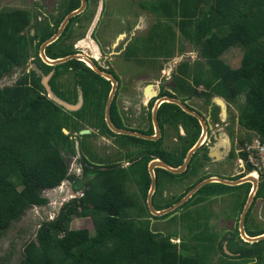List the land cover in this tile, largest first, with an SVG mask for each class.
Here are the masks:
<instances>
[{
  "label": "trees",
  "instance_id": "obj_1",
  "mask_svg": "<svg viewBox=\"0 0 264 264\" xmlns=\"http://www.w3.org/2000/svg\"><path fill=\"white\" fill-rule=\"evenodd\" d=\"M80 4V0H63L55 28L36 19L33 27L38 33L33 37L28 32L31 24L25 11L0 13V78L27 66L35 40H38L35 62L42 74L32 70L14 86L0 88V242L29 210L48 205L46 191L55 190L64 182H72L73 191L79 198L66 203L55 219L40 227L35 241L25 245L20 264H210L213 251L229 258L216 238L205 236L208 227L199 224L204 217L186 216L193 213L188 212L190 209L203 207L207 202L230 195L240 188L209 185L173 213L187 212L181 220L188 224L193 235L189 240L194 244L195 257L186 255V243L182 242L180 248L173 243L172 235L155 232L151 221L146 220L161 221L173 215L154 218L150 214L147 205L151 187L149 165L159 160L173 169L182 167L187 154L201 136L198 121L174 105L166 103L162 106L160 114L163 115V123H171V118L176 119V123H171L174 125L183 119L184 124L192 127L187 145L173 151L164 149L162 142L117 135L105 121L109 81L77 60L49 66L39 58L41 45L54 35L63 19ZM138 6L149 7L158 18L149 35L142 42H137L139 44L134 45L136 48L130 50L127 56L138 57L139 54L140 57L143 54L144 58H171L175 55V31H180L184 39L200 51L205 61L179 66L178 73L182 76H177L176 84L181 93L189 99H205L207 104L215 97L232 105L243 101L238 126L248 135L238 138L239 145L245 147L254 140L264 143V0H145ZM234 49H241L244 53L241 66L236 69L223 61V57ZM180 50L183 52V48ZM72 54L55 52L54 44L46 49L47 57L52 60ZM71 69L77 72L79 79H76L78 82L72 91L73 98L71 95L67 98L60 92L57 81ZM51 73L49 86L58 99L74 105L77 102V87L81 88L82 108L69 111L48 97L42 82ZM201 87L203 91H199ZM110 116L115 127L127 129L121 121L115 99ZM93 119H98L96 125L90 123ZM158 119L161 123L160 117ZM87 121L89 125L96 126L102 135L118 139L123 148L138 150L128 156H136L127 158L128 168L95 164L94 156L84 147L88 138L84 135L80 145L86 152L80 160L82 174L80 177L70 174L67 158L76 155L74 137L84 130L82 123ZM85 155L91 156V161ZM138 157H141L139 161ZM240 159L246 161L247 157L242 153ZM207 161V154L200 156L197 153L181 176L157 170V189L153 197L155 210L161 212L173 207L206 181L209 177L197 178ZM253 171L248 169L249 173ZM188 178L197 181L184 194L164 206L154 202L164 182L185 183ZM129 184L138 187L144 205L129 193ZM248 192L243 199H238L239 214L246 205ZM257 199L264 200V182ZM253 209L254 205L247 222ZM147 215L150 217H145ZM75 219L91 220L94 234L72 230ZM248 234L256 238L264 235V231ZM236 236L239 238L238 232ZM233 243L230 240L228 247L233 253L240 254L233 260L236 264H264V242L253 246L244 243V247L239 249H233Z\"/></svg>",
  "mask_w": 264,
  "mask_h": 264
},
{
  "label": "rangeland",
  "instance_id": "obj_2",
  "mask_svg": "<svg viewBox=\"0 0 264 264\" xmlns=\"http://www.w3.org/2000/svg\"><path fill=\"white\" fill-rule=\"evenodd\" d=\"M98 1V2H97ZM92 0V7L90 8V13H92L94 10L97 8L100 9L102 6H104V3L108 4V8L110 6L111 12H114L112 16L109 17L112 18V20L107 19L108 24H112L111 28L115 26L121 27L118 28L117 31L113 32L115 34H118L119 32H122V26H120L122 17H128V21L131 23V28L128 31V36L124 38V40L119 42L120 44H128L129 42H142L143 38H146L153 25L157 21V15L152 12L149 7L147 8H139L138 4L144 2L145 0ZM130 1V2H128ZM134 1V2H133ZM59 0H0V13L7 11L11 12L13 10H22L25 11L29 15V20L31 24V28L28 30V32H32V35H35L37 31L33 27L35 25L36 19L38 16L40 18H43L41 13L37 12V9L42 10L43 12H50L53 11L54 8H56V4H58ZM110 3V5H109ZM100 7V8H99ZM117 10L118 13L116 12ZM128 16H127V14ZM84 18H82L77 25L74 27V33L73 36L70 33L69 40L64 39L62 44L63 46L66 47H72L73 48V43L75 41L76 46L79 48H82V52L79 54H88V55H94L91 49H86V45L82 44V41L86 40L89 38L87 36L85 30L88 27V22L83 21ZM121 19V20H119ZM119 22V23H116ZM102 27V26H101ZM114 27L112 29H114ZM136 27V28H135ZM135 28V29H134ZM124 32V31H123ZM176 33V39H175V55L171 58H164V57H156L153 58V60H150L153 64V68L151 65L145 66V69L148 71L147 73L153 74V72H149L151 70H156L157 72L153 74L152 80H161L162 75H160V70H164V73H166V78H169L170 74L176 73L178 71L179 66H181L184 63H195V62H202L205 63V61L201 58L200 51L195 50L191 43L188 40H185L184 37L181 35L180 31H175ZM113 34V38L115 36ZM85 35V36H84ZM83 37V38H82ZM91 38V36H90ZM112 38V39H113ZM93 39V38H92ZM115 40V39H114ZM65 41H67L65 43ZM79 41V42H76ZM113 42V41H112ZM115 44H118L116 40L114 41ZM109 44V43H108ZM139 44V43H138ZM37 46V45H36ZM36 46L34 45L32 47L31 51V56H35V48ZM115 48L116 52L119 51L120 47ZM171 47H174L172 45ZM183 48V52L180 50ZM243 56L244 53L241 49H234L230 51L228 54H226L223 57V61L232 66L233 68H239L241 66V63L243 61ZM142 60H146L144 58V55L142 57ZM143 61V62H144ZM120 62V61H119ZM135 65V64H132ZM129 64V71L128 74L123 75L122 78H124V82H128L130 85L131 83L136 84L137 82L134 80L135 77V70L137 66H132ZM144 66H140L144 68ZM32 70H35L37 74L42 75L41 71L38 69L37 64L35 61L29 62V64L25 67L17 68L15 69L11 74L0 78V88H4L7 86H14L16 82L26 74H29ZM134 70V72H133ZM125 72V71H124ZM51 75V74H50ZM160 75V76H158ZM155 76V77H154ZM139 78V77H138ZM137 78V79H138ZM61 81V82H60ZM76 81V80H75ZM58 82L62 83L64 85V90L69 91L72 90L73 84H75L73 77L72 76H66V77H61L59 78ZM147 83L146 79L141 78L138 81L139 88L142 89V87ZM167 81L164 82V84L167 86ZM132 86V85H131ZM128 91V90H127ZM199 91H203V88H199ZM127 92L122 90L120 97L125 98L127 96ZM81 92H78V101L80 102L78 105H81L82 102V96ZM216 99V98H215ZM213 101H217V100ZM121 101V99H120ZM212 101V102H213ZM221 102H223L220 99ZM137 107H129V104L124 103L120 105V110L121 112L126 115V113H131L135 115L136 117H133L135 121H133L131 118L127 119V126L130 127L131 129L134 128H141L144 126L145 121L140 123L138 118L140 117V114L146 111V109L143 110L142 107H140L141 102H144V99L140 97L137 99ZM69 104V103H68ZM215 104L218 106V104L215 102ZM225 106L226 103L223 102ZM244 102L240 101L237 104L230 105L228 108V121L227 124L231 125L228 129H226V125L221 124L219 130L214 128V133L217 134L216 130L220 132L221 136L226 138L229 137L228 134H231V132H234V138H231V143L232 145H235V141L239 137H245L248 134L241 130L237 123L238 117L240 115V110L242 109ZM189 105L197 112L202 114V117L209 118V112L213 110V113H216L218 115L219 110L216 106L213 105V107L208 106L206 104L205 99H192L189 103ZM219 107V106H218ZM126 117V116H125ZM212 117L208 120L212 122ZM145 120V119H144ZM138 122V123H137ZM146 125V124H145ZM83 129L84 131H88L89 134L88 138L85 140V145L86 149L89 150V153H91L94 156V163L103 166V167H108L111 166L112 164L114 165H121V168H128V159L131 158L133 159L134 156L128 157L131 153H137L135 149H126L123 148L122 143L115 138H109V136L102 135L98 130H96V126H92L89 124H84L83 123ZM233 127V128H231ZM175 134L169 132V134L166 136V141L164 143V149L173 151L176 149L175 143L173 142ZM231 137V136H230ZM75 140L77 142L76 144V155L75 156H70L68 157V164L70 168V174L76 175L78 177L81 176L82 174V167H81V162L80 160L83 158V153L85 154L86 152H83V149L80 147L81 141L83 140V137L81 134H76L75 135ZM235 141H234V140ZM227 140V138H226ZM234 141V142H233ZM216 148V147H215ZM214 148V149H215ZM227 148V147H226ZM221 152L220 154L223 155V157L227 155L228 149H219ZM90 161H91V156L85 155ZM239 158V157H238ZM239 162L237 159L235 160V163L232 165H227L226 162H223L221 165L218 166V164H210L206 169L202 170L201 175L206 176L203 174L206 172L207 174H211V176H217V177H227L229 178L230 176H239L240 178V173L241 170L239 169V166L236 164ZM230 166V167H229ZM208 175V176H209ZM206 176V177H208ZM263 179V178H262ZM262 179H260L261 183L264 182ZM196 180H191V183ZM170 182V181H169ZM190 182H186L183 184H166L164 185V188L160 191V193L157 195V199L154 200V202L158 205L159 203H169V201L174 200L181 196L182 194L185 193L186 189L188 188ZM71 191H73V184L72 182H64L59 188L51 191H46L45 196L49 200V203L45 207H34L31 210H29L24 217L16 222L13 227L7 232V234L4 236V238L0 242V264H20L21 258H22V253L24 250V247L27 243L30 241H35L36 235L40 227L46 223L50 222L55 217L59 214L61 211V208L66 204L69 203L71 200H73ZM128 191L131 195H135L140 204L144 205V199L140 196L138 187L135 185L129 184L128 185ZM160 201V202H159ZM238 198L236 197V194H231V196H226L222 199L217 198L211 203H207L203 205V207H197L198 209L194 210V213L187 214L186 217H195L198 219V217H204V220H199V224L201 226H206L208 227L207 231L205 232V236H211L216 238L217 243L222 245L224 247L230 240L233 243V249H239L244 247V242L241 240L240 236L237 238V224H238V204H237ZM159 206V205H158ZM237 207V209H236ZM190 212V211H188ZM187 212L185 211H179L173 215L170 216V218L166 220H161V221H155L152 220L151 218H146V220H150L152 223V227L155 232H162L165 233L166 235H172L174 237L173 243L181 248V243L184 242L188 246L186 255L190 257H195L196 253L193 251L192 247L194 244L190 242L189 239L193 237V235L190 233L188 224H185L182 222L181 217H185ZM145 217H150V216H145ZM174 218V219H172ZM72 230L75 231H89L91 234H94L95 227L94 224L91 220H77L75 219L72 223L71 226ZM264 231V201L260 200L256 203L251 215H250V221H249V231L255 232V231ZM177 235V237H176ZM230 238V239H229ZM228 251L231 253V249L228 247ZM214 252V253H213ZM212 252V256L210 258V264H236L235 261L229 258L223 257L222 254L220 253H215L216 251ZM233 253V252H232ZM235 254V253H234Z\"/></svg>",
  "mask_w": 264,
  "mask_h": 264
},
{
  "label": "flooded vegetation",
  "instance_id": "obj_3",
  "mask_svg": "<svg viewBox=\"0 0 264 264\" xmlns=\"http://www.w3.org/2000/svg\"><path fill=\"white\" fill-rule=\"evenodd\" d=\"M86 2H87V6H86L84 12H82L80 15L74 17L68 23V25L66 26V28H65L62 36L55 43H53L54 44V48H55V52H57V53L59 52L60 53L62 51H67V52H72L73 53L72 55H75V54H79L80 52L83 51L82 48H79V46L78 47L76 46L77 43H75V41L73 43V48L72 47L63 46L62 42H63L64 39L69 40L70 38H72V37H69L70 36V33L72 34L71 36H73L74 27L77 25V23L82 18H84L83 21H87L88 22V27L85 30L87 36H89V38H87V39H90L91 42H88L87 39H86V40L82 41V44L83 45L84 44L86 45L85 46L86 49L87 48L88 49H91L92 48L93 49L92 52H93L94 55H88V54H85V53L82 54V55L85 56V57H87V58H89L90 60H92L94 62V64L101 71H103L104 73H106L108 75H111L116 80V82H117V91H116V94H115V98L114 99H115V102H116V105H117V108H118V111H119V114H120L121 121H122L123 125L127 128L125 130H130V131H133V132H137L138 134H141L143 136H146V134H148V133H152L150 136H146V137H154L156 135L155 134L156 132H155V127H154V123H153V110H154L156 104L158 103V101L160 99L165 98V97H169V98H173L174 100H177V101L181 102L190 111H192V112L196 113L197 115L201 116V118H203L204 121L207 122V124H208L209 131H208L207 139L204 142L202 148L197 151V153L200 156L203 155V154H207L208 155L209 161H207V163L205 164V167L202 170L206 169L212 163L218 164V166H219L223 162H226L227 165H232L233 163H235V160L236 159L239 162V164L238 163H236V164L239 166V169L241 170V173H240V176L241 177L240 178H238L239 177L238 175L237 176L232 175L229 178H227V177H217V176H211V174L209 175L206 172H204L203 174H205L206 176L209 175L208 176L209 178L207 180L213 179V178H218V179H222V180H226V181L235 182V181L244 180V179L250 178L251 176H254V177H256L259 180V189H258L257 195L255 197V201H254V204L253 205L255 207V205H256V203L258 201H260V200L264 201L263 199H257V196H258V194L260 192V189H261V181H260V179H262V177L260 175L259 176L254 175V172L249 173L248 172V169L250 167L247 166L245 163H244L245 165L240 166L242 164V162H243V160L240 159V155L242 154L241 151L243 150V148H242V146L239 145V142H238L239 139H237V141H235L233 139L235 141V143H234L235 145H232L231 138H234V135H233L234 132H231L232 135L231 134H228L229 137H226L227 138V140H226V138L222 137L221 134H220V132L217 131V130L221 129L220 128V125L221 124L226 125V129H228V131H229V128H230V126L232 124L231 125L227 124V121H228L227 120L228 119V108L232 104H230V103L226 102L225 100L221 99L227 105L226 106V116H224V113H223V110L221 109V107H218L215 104L216 101H213L215 98H216L215 100H219L220 101V98H218V97L212 98L211 101H210V103L207 104V101H206V104L208 106H211V107H213V105L216 106L218 108V110H219L218 115L216 113H213V110H212V112L210 110V112H209L210 117L209 118L202 117V114H200L199 112L195 111L189 105V103H190V101L192 99H189L184 93H181V91L179 89V86H177V84H176L177 83V76H182L181 74L178 73V71L176 73L170 74L169 78H166V73H164V70H160V75H162L161 80H152L151 78H153V74L156 73L157 71L153 69V70L149 71V72H153V74H149V73H147L148 71L145 69V66L144 65H147V66L151 65L152 68H153V64L151 62H149L150 60H153V57H151V56L149 57L148 56L145 61L142 60L143 54H140V57H139V54H138V57H130L129 58L127 56V53L130 50H133V49L136 48V47L134 48V45H137L138 44L137 42H135L136 44H134V42L133 43L132 42H129L126 45L125 44H122V45L120 44V46H119V42L122 41V40H124V38H126L128 36L127 33L129 31V29L131 28V23L127 20L128 17L123 16L122 17L121 24H120V26H122V29H123L124 32L122 31V32H119L118 34H115L114 32L117 31V29L118 28H121V27H117V26L114 27V25H113L114 29H112L113 27L111 28V25L114 24V23H112L110 25L108 24L107 19H109V20L111 19L112 20V18L109 17V15L112 16L114 12H111L110 6L108 8V4L106 3V1L104 3V6H102V8L99 7L100 9L97 8L92 13H90V8L92 7L91 6L92 5V3H91L92 0H86ZM62 3H63V0H59L58 4H56L57 7L54 8L53 11H50L48 13L43 12L42 10H40L41 8L40 9H37V12L38 13H41L42 16H43V18H40V16L37 17L39 23H43L45 25L47 23H49L50 26H51V28H55V26H56L55 25L56 24V19L59 17V15L61 13V5H62ZM109 5H110V3H109ZM81 6H82V1H81V4H80L79 8ZM78 9H76V10H78ZM13 11H16V10H13ZM118 11L119 10H117L116 12L118 13ZM127 16H128V14H127ZM96 18H97V22L95 24ZM64 19H63V21H64ZM119 20H121V19H119ZM63 21L57 27V30L54 33V35L58 32V30H59L61 24L63 23ZM116 23H119V22H116ZM131 29H133V28H131ZM113 30H114V32H113ZM113 34H115L114 38L112 37ZM31 36L33 37L35 35H32V32L30 30V37ZM90 36H91V38H90ZM114 39L116 40V42L118 44H115V42H114L115 40ZM66 42L67 41H65V43ZM76 42H79V41H76ZM37 43H38V40H35L33 46L34 45L36 46ZM118 46L120 47V49H119L118 52H116L115 51L116 50L115 48H117ZM30 51H32V48H30ZM78 51H80V52H78ZM39 58H41L40 57V51H39ZM36 59H37L36 56H31V58L29 59V62L30 61L31 62L36 61ZM29 62H28V64H29ZM129 64L130 65L135 64V65H132L134 67L137 66V65L139 66L138 69L136 67L135 72L133 70V72L135 73V77H136L134 79L137 82L136 84L131 83L129 85L128 82L125 83L124 80H123L124 78H122V74L123 75L125 74V76H126V74L130 75L128 73V71H129V69H128ZM140 66H144V68H142ZM52 73H51V75H52ZM160 75H158V76H160ZM66 76H72L74 82L75 83L78 82V81H75L76 79H79V77L77 76V72L74 69H71V71H69L68 73L63 74L62 76H60V78L61 77L63 78V77H66ZM75 76H77V77L74 79ZM141 78H143V79L145 78L146 81H147V83L142 87V89H140L138 87L139 86L138 81ZM104 79H106V78H104ZM107 81H109V80H107ZM165 81L168 82L167 83V86L164 84ZM60 82H58V86L60 85L59 86L60 92L63 93L64 95L66 94V96H68L67 98H70V95H71V98H73L74 92H72V91L74 90V86L76 84H73L72 90L69 91L70 88L68 90H64V85L62 83H60ZM109 83H110V92H111L113 85H112V82L111 81H109ZM122 90H124V91H126L128 93L127 96H125L127 101H125L124 96H123V98L120 97ZM79 91L82 94L81 88L80 87H77V91H76L77 92V102L74 104V106H77L80 103L78 101V92ZM140 97H142L144 99V102H141L138 105H140V107H142L143 110L146 109V111L144 110V112L140 114V117L138 118V120L139 121L142 120V122L145 121L146 123H144V126L141 127V128L131 129L126 124V123H128L126 118L128 117L129 119L131 118L133 121H135L133 119V117H136V116L133 115V114H131V113H129V114L126 113V115H124L121 112V110H120V105L123 104V106H124L125 105L124 103H126V104H129L130 103L129 104V107L130 108L131 107H137V102L136 101ZM120 99H121V101H120ZM66 103H68V102H66ZM83 104H84V99H83V96H82V102H81L80 108H82ZM164 104H166V103H163L160 106V108H159V110L157 112V123H158V126L160 128V132H161V136H160V138H159V140L157 142H162V144H163L162 146L164 148V143L166 141L165 138L169 134V132H171V134L172 133L175 134V136L173 138V142L175 143L176 149H181L183 146L187 145L188 140H189V130L192 127H190L189 124H187V125L184 124L183 119H182V121L181 120L180 121L178 120L179 123L178 124H174V125L171 124V123L172 122L173 123H176V119L171 120V118L169 119V121H172L171 123H168V124L163 123V119H162V116L163 115L160 114V111H161V108H162V106ZM159 117H160V122L161 123H159V119H158ZM211 117L213 118L212 119V122H210V120H208ZM87 122H83V123L84 124H89V122L88 123ZM97 122H98V119H93V121H91L90 123L96 125ZM140 123H141V121H140ZM198 123H199V121H198ZM236 124L238 125V120H237V123ZM199 125H200V123H199ZM200 127H201V125H200ZM214 128L217 129L216 130L217 134H213L214 133ZM231 128H233V127H231ZM96 130L99 131V129H96ZM82 131H84V130H81L79 134H81ZM66 133H68V132H66ZM201 135H202V128H201ZM83 136L84 135H82V137ZM109 138H111V137H109ZM200 138H201V136H200ZM200 138H199V140H200ZM199 140H198V142H199ZM223 148L224 149H228V151H227L228 153H227L226 157L224 156V159L223 160H220V158L218 156L219 155L218 152L221 153L219 151V149H223ZM167 151H170V150H167ZM197 153L193 156V158L197 155ZM134 157H136V156H134ZM140 159H141V157H138V161ZM113 165L114 164H112V166ZM116 166H120L121 167V165H116ZM129 166H130V164H129ZM202 170L199 172V175H198V178H197L198 180L201 178V176H204V175H201ZM197 179H195V178H188V180H186V182H190V184H189L188 187L194 185L195 182L197 181ZM191 180H196V181H194L193 184H192L191 183ZM167 183L170 184V182H167ZM165 184H166V182H164V184L162 186V189L164 188V185ZM171 184H176V183H171ZM178 184L180 185V184H183V183L180 182ZM236 188H240V189L237 190V191H235V192H233V193H231V194H236V197L238 199L239 198L243 199L246 196L247 191L249 190V192L247 194V200H248V197H249V195L251 194V192L253 190V186L251 184H245V185H242V186L236 187ZM231 194L230 195H227V196H231ZM222 198H224V197H220V199H222ZM214 200L215 199H213L212 201H214ZM212 201H209V202L211 203ZM209 202H207V203H209ZM237 204H239V201H237ZM241 214H238V217H239L238 218V224H237V226H238L237 227V232L238 233H239V223H240ZM245 229H246L247 234L251 232V231H249V222H247V218H246V222H245ZM239 236H240V233H239ZM248 236H249V234H248ZM227 243H229V242L227 241ZM228 246L229 245L226 244L223 247V251H224L225 255H227L231 259H232V257H233V259L234 258H238L240 256V254H234L232 252L230 253L228 251ZM250 246H253V245H250Z\"/></svg>",
  "mask_w": 264,
  "mask_h": 264
},
{
  "label": "water",
  "instance_id": "obj_4",
  "mask_svg": "<svg viewBox=\"0 0 264 264\" xmlns=\"http://www.w3.org/2000/svg\"><path fill=\"white\" fill-rule=\"evenodd\" d=\"M81 1H82V6L78 10L67 15L66 18L64 19L63 23L61 24L58 32L54 36H52L49 40H47L46 42H44L41 45L40 57L43 60V62H45L49 66H57V65L65 64V63L72 61V60H77V61L83 62L86 66L91 68L95 73H97V74L101 75L102 77L106 78L107 80L111 81L113 86H112V90L109 94L107 103H106L105 120H106V124H107L108 128L113 133H115L117 135L133 136V138H137V139H140L143 141L157 142L161 136L160 128H159L158 123H157V112L163 103H169V105H174V106L180 108L183 111V113H185V114L195 118L196 120H198L200 125H201V128H202V135H201L199 142L188 153L186 160H185L182 167H180L178 169H173V168H170L169 166H167L166 164H164L163 162H161L159 160L154 161L149 165L148 172H149V175L151 178V187H150V191L148 194L147 205H148L150 214L154 218H163L165 216L173 214L174 212H176L177 210L182 208L185 204H187L204 187H207L209 185H215L216 184V185H222V186H226V187H230V188H236V187H240V186L245 185V184H251L253 186V190L248 197V200L246 202V205H245L243 212L241 214V217H240V223H239L240 238L247 245H256V244L264 242V235L256 237V238H252V237L248 236L246 229H245L246 218H247V216H248V214H249V212H250V210L254 204L255 197H256L258 189H259V180L254 176H251L250 178H247L244 180L235 181V182L226 181V180H222V179H218V178L206 180V181L202 182L201 184H199L198 186H196L182 201H180L178 204L174 205L173 207H171L167 210L161 211V212H157L155 210V208L153 206V197H154L156 189H157L156 170H163V171H166L167 173H169L171 175H175V176L183 175L187 171V168L190 165L193 156L197 153V151L199 149L202 148L204 142L207 139L208 131H209L208 124H207V122L204 121L203 118H201V116L190 111L181 102L174 100L173 98L165 97V98L160 99L158 101V103L156 104V106L153 110V123H154V127H155V132H156L155 133L156 135L154 137H146V136H143L141 134H138L137 132H133L130 130H125V129H119V128L115 127L114 124L112 123V120H111L110 110H111V106H112V103H113V100L115 98V94L117 91L116 80L111 75H108V74L104 73L103 71H101L94 64V62L92 60H90L89 58H87L83 55L75 54V55H70V56L60 58L57 60L49 59L46 55V49L49 46H51L53 43H55L62 36L66 26L68 25V23L74 17H76V16L80 15L82 12H84V10L87 6V2H86V0H81ZM96 22H97V18L95 20V24H96ZM51 76L52 75L45 76L43 78V82H42L46 91H47L48 97L69 111L79 110L81 105L80 106L79 105L74 106V105L68 104V103L58 99L53 94V92L51 91V88L49 86V80H50ZM216 103L223 110L224 116H226V106L223 104V102L217 100ZM86 134H89V132L88 131H82L81 132V135H86ZM71 195H72L73 199L79 198V195L75 194V192L71 191Z\"/></svg>",
  "mask_w": 264,
  "mask_h": 264
},
{
  "label": "built area",
  "instance_id": "obj_5",
  "mask_svg": "<svg viewBox=\"0 0 264 264\" xmlns=\"http://www.w3.org/2000/svg\"><path fill=\"white\" fill-rule=\"evenodd\" d=\"M241 152L246 155V164L254 170V175L263 177L264 143L254 140L251 145H246Z\"/></svg>",
  "mask_w": 264,
  "mask_h": 264
},
{
  "label": "crops",
  "instance_id": "obj_6",
  "mask_svg": "<svg viewBox=\"0 0 264 264\" xmlns=\"http://www.w3.org/2000/svg\"><path fill=\"white\" fill-rule=\"evenodd\" d=\"M226 144H227V143H226ZM218 154H219L218 156H219L220 160H223V159H224L223 155H221L219 152H218ZM217 161H218V160H217ZM217 161H216V162H217ZM240 166H242V165H240ZM155 200H156V199H155ZM159 202H160V201H159ZM158 205H159V206H164L165 204H163V203L161 202V203H159ZM199 207H202V206H199ZM199 207H198V208H199ZM198 208H197V207H196V208H192V209H190L189 211H191V212L194 213V212H195L194 210H196V209H198ZM236 209H237V207H236ZM237 213L239 214V211H238Z\"/></svg>",
  "mask_w": 264,
  "mask_h": 264
},
{
  "label": "clouds",
  "instance_id": "obj_7",
  "mask_svg": "<svg viewBox=\"0 0 264 264\" xmlns=\"http://www.w3.org/2000/svg\"><path fill=\"white\" fill-rule=\"evenodd\" d=\"M242 148H244V147H242ZM246 164V161L245 160H243V162H242V164L241 165H245ZM247 165V164H246ZM248 166V165H247Z\"/></svg>",
  "mask_w": 264,
  "mask_h": 264
},
{
  "label": "bare ground",
  "instance_id": "obj_8",
  "mask_svg": "<svg viewBox=\"0 0 264 264\" xmlns=\"http://www.w3.org/2000/svg\"><path fill=\"white\" fill-rule=\"evenodd\" d=\"M88 42H91L90 39H87Z\"/></svg>",
  "mask_w": 264,
  "mask_h": 264
}]
</instances>
